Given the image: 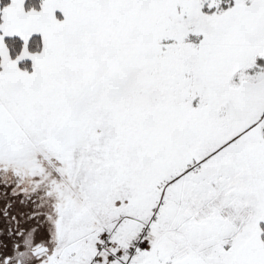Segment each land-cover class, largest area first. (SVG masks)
Instances as JSON below:
<instances>
[{
	"label": "snow or ice",
	"instance_id": "6c2138e0",
	"mask_svg": "<svg viewBox=\"0 0 264 264\" xmlns=\"http://www.w3.org/2000/svg\"><path fill=\"white\" fill-rule=\"evenodd\" d=\"M0 264H264V0H0Z\"/></svg>",
	"mask_w": 264,
	"mask_h": 264
}]
</instances>
